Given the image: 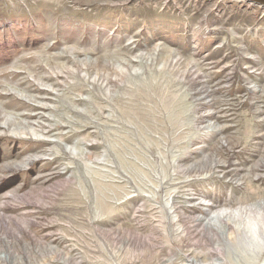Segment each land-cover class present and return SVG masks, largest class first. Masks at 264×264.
Here are the masks:
<instances>
[{"label": "rangeland", "instance_id": "374dc122", "mask_svg": "<svg viewBox=\"0 0 264 264\" xmlns=\"http://www.w3.org/2000/svg\"><path fill=\"white\" fill-rule=\"evenodd\" d=\"M263 262L264 8L0 0V264Z\"/></svg>", "mask_w": 264, "mask_h": 264}, {"label": "water", "instance_id": "95a60500", "mask_svg": "<svg viewBox=\"0 0 264 264\" xmlns=\"http://www.w3.org/2000/svg\"><path fill=\"white\" fill-rule=\"evenodd\" d=\"M239 1L248 2L250 4L258 5L262 8H264V0H239ZM262 264H264V262Z\"/></svg>", "mask_w": 264, "mask_h": 264}, {"label": "bare ground", "instance_id": "6f19581e", "mask_svg": "<svg viewBox=\"0 0 264 264\" xmlns=\"http://www.w3.org/2000/svg\"><path fill=\"white\" fill-rule=\"evenodd\" d=\"M218 217H219V216H218ZM225 224H226V223H225ZM227 224H228V223H227ZM227 224H226V225H227ZM228 225H229V224H228ZM220 232H221V231H220ZM234 233H235V231H234ZM227 235H228V236H227L228 239H229V240H232L231 242H233V239L235 238V234H229V233H228ZM235 240H236V239H235Z\"/></svg>", "mask_w": 264, "mask_h": 264}, {"label": "trees", "instance_id": "16d2710c", "mask_svg": "<svg viewBox=\"0 0 264 264\" xmlns=\"http://www.w3.org/2000/svg\"><path fill=\"white\" fill-rule=\"evenodd\" d=\"M13 184V183H12Z\"/></svg>", "mask_w": 264, "mask_h": 264}]
</instances>
